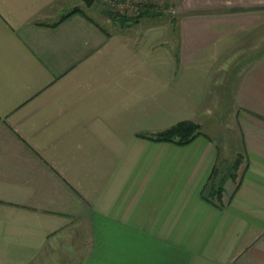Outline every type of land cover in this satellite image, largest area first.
<instances>
[{
	"label": "crops",
	"instance_id": "crops-1",
	"mask_svg": "<svg viewBox=\"0 0 264 264\" xmlns=\"http://www.w3.org/2000/svg\"><path fill=\"white\" fill-rule=\"evenodd\" d=\"M174 3L0 0V264H264V5Z\"/></svg>",
	"mask_w": 264,
	"mask_h": 264
},
{
	"label": "trees",
	"instance_id": "trees-1",
	"mask_svg": "<svg viewBox=\"0 0 264 264\" xmlns=\"http://www.w3.org/2000/svg\"><path fill=\"white\" fill-rule=\"evenodd\" d=\"M140 10L137 12L135 16H130L127 14L128 12L125 10L126 7H121L122 11L117 7L110 8L109 11H105L104 15H107L111 20L114 21V26H123L124 24H129L132 20L138 21L143 17H148L151 15L157 14L156 10H154V6L152 4H144L140 5ZM124 8V9H123ZM138 9V8H137ZM80 11L84 14L88 19L98 24L100 27H103L94 17L88 14L84 9L80 6L76 5L70 10L66 11L62 17L74 12ZM200 128L198 124L192 120H180L164 129L158 130L151 134H140L141 136H147L150 139L156 141H168L174 143H187L191 141L194 137H196L200 133Z\"/></svg>",
	"mask_w": 264,
	"mask_h": 264
},
{
	"label": "rangeland",
	"instance_id": "rangeland-1",
	"mask_svg": "<svg viewBox=\"0 0 264 264\" xmlns=\"http://www.w3.org/2000/svg\"><path fill=\"white\" fill-rule=\"evenodd\" d=\"M75 6L78 5L84 9L88 14L94 17L101 25L105 26L107 29H113L114 21L111 20L107 15H104L105 11H109L110 8L117 7L122 11L121 7H126L125 10L128 12L131 17L138 14L140 10V5L152 4L154 10L157 14L151 15L152 17H161L163 19L167 18L170 20L173 19V15L176 13L175 0H93L89 6H86L82 0H74ZM261 4L264 5V0H261ZM138 8V9H137ZM124 9V8H123ZM261 14H263L261 20H264V9H262ZM150 18V16H148ZM148 17H143L145 19ZM138 20V21H140ZM132 20L129 24H124L121 27L133 26L136 22ZM264 43V23H261V44Z\"/></svg>",
	"mask_w": 264,
	"mask_h": 264
},
{
	"label": "water",
	"instance_id": "water-1",
	"mask_svg": "<svg viewBox=\"0 0 264 264\" xmlns=\"http://www.w3.org/2000/svg\"><path fill=\"white\" fill-rule=\"evenodd\" d=\"M86 6H89L93 0H82Z\"/></svg>",
	"mask_w": 264,
	"mask_h": 264
}]
</instances>
